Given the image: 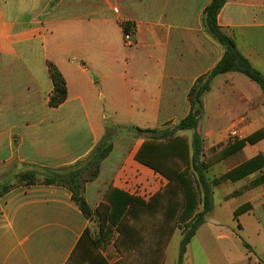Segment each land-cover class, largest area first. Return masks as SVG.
I'll return each instance as SVG.
<instances>
[{
	"label": "crops",
	"instance_id": "obj_1",
	"mask_svg": "<svg viewBox=\"0 0 264 264\" xmlns=\"http://www.w3.org/2000/svg\"><path fill=\"white\" fill-rule=\"evenodd\" d=\"M211 1L0 0V176L26 167L69 168L107 141L110 152L97 177L84 186L87 206L109 205L113 189L147 202L167 180L138 154L144 146L184 144L185 160L163 162L184 194L164 246L165 264L174 234L183 238L185 224L201 210L189 165L197 135L211 210L180 264L193 263L191 243L206 264H264V167L236 177L242 164L257 156L264 160V137L228 152L246 137L264 133V92L258 85L241 73L218 75L201 99L195 130L177 131L166 140L132 133L158 131L189 115L191 88L224 53L204 28L203 12ZM121 23L133 26L130 36H124ZM216 24L264 76V0H227ZM49 63L66 86L65 101L56 108L48 106ZM101 110L108 112L107 127ZM186 131L192 134L187 137ZM136 188L149 196H135ZM107 233L93 235L62 186L17 185L0 196V264H115L121 255ZM91 248L96 256L83 261Z\"/></svg>",
	"mask_w": 264,
	"mask_h": 264
},
{
	"label": "trees",
	"instance_id": "obj_2",
	"mask_svg": "<svg viewBox=\"0 0 264 264\" xmlns=\"http://www.w3.org/2000/svg\"><path fill=\"white\" fill-rule=\"evenodd\" d=\"M226 2L227 0H212L204 9V28L224 48V53L215 68L206 76L198 79L191 88L188 94L191 111L185 119L175 125V131L195 130L197 128L202 115L201 99L208 91L211 80L218 75L231 72L241 73L258 85L261 91L264 92V76L255 71L240 56L233 40L223 34L216 24V17ZM120 25L124 36L127 37L133 33V26L131 24L121 23ZM48 72L53 84V91L49 97L48 106L50 108H56L65 101L66 86L57 69L50 63L48 64ZM136 131L141 133H155V130L142 131L136 129ZM173 134H161L159 139L166 140ZM262 137H264V133H255L248 136L233 145V147H230L228 152L235 148H241L245 143L252 145ZM193 141L194 155H198V152L201 155L199 137L194 135ZM110 149V145L104 146L103 143H100L95 148L89 156L90 162L83 170V173H88L87 179L85 178L83 181H91L97 177L100 163L107 157ZM168 152L173 154H167ZM184 153H186V146L184 144L164 147H160V145L157 147L155 145L144 146L141 153L138 154V160L164 177L167 180L166 185L154 193L147 202H143L119 190H110L108 199L105 197L109 205H102L95 209L94 213L96 214L101 208L104 209L103 225L100 228V233H106L108 228H112L118 234L114 245L120 253L121 259L115 264H162L164 246L174 230L178 214L184 207V194L181 185L175 173L166 168L163 162L174 158L185 160L186 155ZM189 165L194 184L199 194L201 210L183 228L178 264L181 263L186 245L194 236L196 229L203 223L204 217L211 210L209 202L210 190L200 170L202 162L199 164V162L191 158ZM262 167H264V160L257 156L237 168L236 177L240 178L252 174ZM43 172L47 175L43 178L41 184L58 185L68 189L72 194L73 202L83 216L87 218L90 211L84 198L66 184L71 180V176H60L58 174L59 170L44 169ZM25 178L28 180L27 185L37 184L31 180L32 176L27 175ZM6 191L3 190L0 196ZM94 243L91 242V245H94ZM95 254V249L91 248L90 251L84 254L83 261H92L96 256Z\"/></svg>",
	"mask_w": 264,
	"mask_h": 264
},
{
	"label": "rangeland",
	"instance_id": "obj_3",
	"mask_svg": "<svg viewBox=\"0 0 264 264\" xmlns=\"http://www.w3.org/2000/svg\"><path fill=\"white\" fill-rule=\"evenodd\" d=\"M244 78H246V76ZM107 113H108L107 111L103 112V110H101L100 118H104V115ZM207 117L208 116L206 112L205 118L203 119L202 125H201L202 133L205 131L206 124L208 123ZM103 121H104V126L106 127L110 123L109 119L104 118ZM174 128H175V125H167L164 128L158 131H155V133H141L136 130H132V133L136 134L137 137L147 136L151 139L157 140L161 134L165 135V134H171V133L177 132L174 130ZM214 129H219V127H214ZM114 131H115L114 133H118L117 130H114ZM186 132H187L186 134L187 137L188 135L192 134L190 131H186ZM103 144L104 146L109 145L107 141H104ZM200 150H201V147H200ZM197 154L199 155V152ZM207 154H209V152H207ZM198 155L196 154L193 155L192 159H194V161L196 162H199L200 164L201 157L200 155L199 156ZM89 160H90V157H88L86 160L78 163L75 166L59 170V173H58L60 176H67V177L71 176L70 178L71 180L68 181L66 184L69 186V188H71L74 192H76L78 195L82 197L84 195L85 184L91 183L93 181V180L87 181V182L83 181L85 178L87 179L88 173H83L84 172L83 170L90 162ZM200 170L203 173L202 167H200ZM11 173H14V170H11L9 173L0 176V193L3 190H8L9 188L17 186V185H27L28 180L25 178L27 175L32 176L31 180L35 181V183H41L43 181V178L47 175L45 172L41 171L40 169L30 168V167H26L23 173H17L15 175ZM143 197H145V195ZM89 211H90L89 216L86 219L90 223V231H92L94 233L93 235L97 238L98 233H100V228L103 225L102 220H103L104 209L101 208L97 214L94 213L95 210H92L90 208H89ZM179 230L181 231V227H179ZM107 234H109L110 236L109 238L111 240H114V242L116 241L117 233L115 232L114 229L108 228ZM181 239H182L181 235L176 232L173 238L171 239L170 245L167 247L165 251V264H176ZM187 251L190 255L193 256L194 261L192 263L191 261L183 260L182 264H206L196 244L191 243L190 246L187 247Z\"/></svg>",
	"mask_w": 264,
	"mask_h": 264
},
{
	"label": "built area",
	"instance_id": "obj_4",
	"mask_svg": "<svg viewBox=\"0 0 264 264\" xmlns=\"http://www.w3.org/2000/svg\"><path fill=\"white\" fill-rule=\"evenodd\" d=\"M138 189H139V188H136V189L134 190V195H135V196H142V197H143L144 195H145V197H146V196H149V195H146V194H144L143 192H141L140 189H139V190H138ZM137 190H138V192H137Z\"/></svg>",
	"mask_w": 264,
	"mask_h": 264
}]
</instances>
